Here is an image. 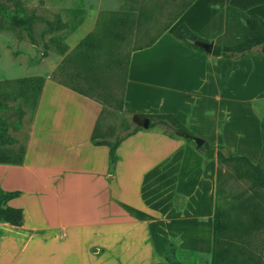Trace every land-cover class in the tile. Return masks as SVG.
I'll return each instance as SVG.
<instances>
[{
	"label": "crops",
	"instance_id": "crops-1",
	"mask_svg": "<svg viewBox=\"0 0 264 264\" xmlns=\"http://www.w3.org/2000/svg\"><path fill=\"white\" fill-rule=\"evenodd\" d=\"M197 3L182 24L200 50L169 34L177 19L115 68L108 96L43 79L21 163L0 162V187L20 192L7 205L23 213L19 227L0 223V264H211L221 164L195 140L257 164L264 117V43L233 58L212 48L243 43L264 0H194L181 15ZM122 114L111 161L101 141ZM160 114L194 137L143 126Z\"/></svg>",
	"mask_w": 264,
	"mask_h": 264
},
{
	"label": "rangeland",
	"instance_id": "rangeland-1",
	"mask_svg": "<svg viewBox=\"0 0 264 264\" xmlns=\"http://www.w3.org/2000/svg\"><path fill=\"white\" fill-rule=\"evenodd\" d=\"M184 2L188 0H0V5L10 12L40 18L32 24L30 37L11 27L0 13V132L5 136L0 139V162L21 159L45 77L71 86H86L100 97L110 95L114 79H122L121 71L115 68L125 66V57L133 49L148 44L178 19L167 30L171 35L197 8H205L197 3L179 17ZM57 24L63 29L56 31ZM169 38L167 35L165 40ZM128 122L131 124V115L122 114L119 125L114 127L120 133L101 142L114 145L125 134ZM257 164L264 173V151ZM243 168L239 163L220 166L217 220L224 233L216 251L229 246L234 250L224 255L220 264L227 258L240 261L241 252L253 254L259 264H264V221L246 228L250 203L244 206L252 200L264 206V190L239 175Z\"/></svg>",
	"mask_w": 264,
	"mask_h": 264
},
{
	"label": "trees",
	"instance_id": "trees-1",
	"mask_svg": "<svg viewBox=\"0 0 264 264\" xmlns=\"http://www.w3.org/2000/svg\"><path fill=\"white\" fill-rule=\"evenodd\" d=\"M193 1L194 0H188L187 3L184 2V4L181 7L180 15L187 9V7ZM0 13L11 27L25 31L27 35L30 37H31L30 30L32 24L40 20V18L35 17L33 15L25 16L18 13L10 12L6 7H3L2 5H0ZM63 27L64 26H62L61 24H57L54 29L57 31L63 29ZM246 27H247V36L243 43L236 44L233 46H224V47L214 46L212 48L213 56L216 57L221 56L225 58L242 56L251 52V50L254 49L255 47L262 45L264 43V21L257 16H251L246 21ZM167 29L168 27L165 28L163 31ZM173 36L177 40L183 42L188 48L200 50L194 43L203 41L202 38H200L196 33L192 32L185 25L181 24L176 30H174ZM154 39L149 41L148 44L152 43ZM147 118L149 120L148 121L149 128H159L161 132H163L164 134H167L169 136H181L186 141H190V139L194 137L193 133H191L180 121H178L176 118H174L171 115L160 114V115L148 116ZM261 129H262V141H263L261 152H263L264 151V133H263L264 117L262 118L261 121ZM0 139H5V136H3L1 132H0ZM7 141H9L8 137H7ZM92 141L95 144L101 143L95 141L94 137H92ZM116 147L117 146L115 144L110 146L109 148V156L111 161L115 160ZM200 150L204 153V155L208 159L213 158L214 154H216V158L220 164H226V163L242 164L243 166H245V168L239 170L240 172L239 175L240 174L245 175L247 178L251 180L252 185L254 187L264 190V173L258 164H253L248 158L244 156L224 154L220 150L215 152L214 149L208 143H204L202 146H200ZM21 161H22V157L18 162H14V163L7 162V163L20 164ZM19 195L20 192L18 191L6 192L0 187V223H8L15 227L21 226L22 218H23L22 210L18 208H12L7 205L9 200L18 197ZM248 203H250V206L247 207L249 209L250 222L247 224L246 228L249 227L251 229L253 227H257L260 223L264 221V206H260L256 201L254 203V200L245 202L244 206L247 205ZM217 219H218V212L216 208L213 235H212L213 237H212L211 264H220V261L224 258V255H228L229 251H234L231 250L230 246L226 248H221L220 251H216V247L217 245H219V240L224 233V227L222 226V224L218 223ZM221 246L222 245L220 244V247ZM237 252H241V250ZM241 254H242V259L240 261H237L235 257L232 258V260H229L227 258L228 261H226V263L224 264H259V259L255 258L253 254L250 253L248 254L244 252H241ZM167 260L169 264H182L180 262L171 261L169 260L168 257Z\"/></svg>",
	"mask_w": 264,
	"mask_h": 264
},
{
	"label": "water",
	"instance_id": "water-1",
	"mask_svg": "<svg viewBox=\"0 0 264 264\" xmlns=\"http://www.w3.org/2000/svg\"><path fill=\"white\" fill-rule=\"evenodd\" d=\"M145 128L148 127V120L146 119L145 122H144V125H143ZM195 143L197 146H201L202 145V141L201 140H195Z\"/></svg>",
	"mask_w": 264,
	"mask_h": 264
},
{
	"label": "bare ground",
	"instance_id": "bare-ground-1",
	"mask_svg": "<svg viewBox=\"0 0 264 264\" xmlns=\"http://www.w3.org/2000/svg\"><path fill=\"white\" fill-rule=\"evenodd\" d=\"M58 93H59V91H58Z\"/></svg>",
	"mask_w": 264,
	"mask_h": 264
}]
</instances>
